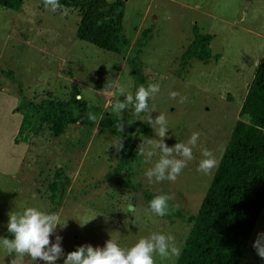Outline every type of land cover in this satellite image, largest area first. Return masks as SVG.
<instances>
[{"label": "rangeland", "instance_id": "rangeland-1", "mask_svg": "<svg viewBox=\"0 0 264 264\" xmlns=\"http://www.w3.org/2000/svg\"><path fill=\"white\" fill-rule=\"evenodd\" d=\"M123 2L122 27L129 45L120 53L78 39L80 14L72 7L63 5L67 15L62 9L45 8L44 0H23L17 10L0 7V70L12 72L22 95L33 103L43 98L67 100L76 85V98L98 106L100 113L117 114L115 121L123 122L125 135L119 139L96 124L80 123L69 125L57 137L46 129L33 135L38 121L18 110L17 85L0 73V238H14L7 231L10 212L34 207L58 214L61 226L66 224L56 229L65 256L81 245L103 248L109 239L131 248L152 233L173 235L181 248L214 171L207 175L197 171L204 158L201 148L211 150L219 160L235 122L246 120L238 116V109L264 51V0ZM144 30L148 36L134 72L132 51ZM195 32L210 35L208 47L217 59L181 60ZM116 82L133 97L141 85L160 86L149 105L155 108L153 119L159 114L167 119L168 147L187 143L194 132L200 134L194 159L175 182L149 183L145 177L160 153L157 150L147 160L137 154L138 146L147 139L158 140V129L149 124L146 114H134V104L122 114L113 110L117 100L126 99L112 87ZM171 92L179 95L172 99ZM181 98L186 99L181 102ZM77 110L71 107L73 114ZM121 141L123 148L117 151ZM58 166L64 168L68 183L50 201L47 185ZM161 194L172 196L169 214L163 217L149 208ZM130 204L135 213L128 211ZM258 233H264V205L239 264H264L253 247ZM50 241L55 242V235ZM64 258L56 264H64ZM15 260L16 254H7L0 245V264ZM175 260L156 256L155 264ZM24 264L33 262L26 257Z\"/></svg>", "mask_w": 264, "mask_h": 264}, {"label": "trees", "instance_id": "trees-1", "mask_svg": "<svg viewBox=\"0 0 264 264\" xmlns=\"http://www.w3.org/2000/svg\"><path fill=\"white\" fill-rule=\"evenodd\" d=\"M22 2L0 0V7L17 10ZM59 3L79 12L75 29L78 39L113 53H120L128 47L122 27L123 0H59ZM147 36L148 31H142L132 51L134 72L140 66L137 56ZM209 40V34L195 32L181 54V60L205 62L209 58L217 59V55L210 52ZM0 73L17 85L18 110L38 121L33 135L46 129L51 136L57 137L69 125L80 123L86 126L96 124L119 139L125 137L116 123L118 115H106L99 112L98 106L82 103L76 98L79 95L76 85L72 86L67 100L43 98L33 103L22 95L11 71L0 70ZM72 106H77L76 114L72 113ZM90 114L96 119H89ZM238 116H246V120H237L233 125L174 264L240 263L242 248L264 205V51L253 71ZM121 164L122 161L117 170ZM67 183L64 168L56 167L47 185L51 194L49 200L52 201V195Z\"/></svg>", "mask_w": 264, "mask_h": 264}, {"label": "clouds", "instance_id": "clouds-1", "mask_svg": "<svg viewBox=\"0 0 264 264\" xmlns=\"http://www.w3.org/2000/svg\"><path fill=\"white\" fill-rule=\"evenodd\" d=\"M44 6L52 12L58 9H62L64 15L68 12L59 0H44ZM112 87L116 88L121 96H126L123 102L117 100L113 104V110L116 113L122 114L129 105L134 104V114L137 116L141 113L146 114L149 124L154 129H158V140L147 139L138 146L137 154L144 156L147 160H151L157 154V150L160 153L159 159L144 173L145 177L149 183H159L164 180L175 182L183 169L194 159L193 148L197 146L200 134L194 132L187 143H176L168 147L164 142L169 129L167 119L163 114L153 119L151 113L155 112V108L149 105V100L160 92V86L149 84L145 88L141 85L134 97L130 93L126 94L125 87L119 82ZM169 95L170 98L175 99L179 93L171 92ZM185 99L181 98V102ZM89 119L95 120L96 117L90 114ZM118 128L123 131L122 121L118 124ZM148 145L151 149L147 147ZM115 147L117 151H120L123 148V142L121 141ZM201 155L204 158L200 160L197 171L205 175L210 174L218 166L219 161L207 148H201ZM170 199L172 196L167 194L157 195L150 201L149 208L157 216L168 215ZM128 211L135 213L136 209L130 204ZM58 225L61 226L58 214L45 213L34 207H28L22 213L10 212L7 231L14 238H0V245L7 254H16L14 264H24L26 257H29L33 264H36L37 260L44 261L45 264H56L61 257H65L64 264H155L156 256H159L161 260H167L172 257L178 258L181 254V248L173 235L152 233L148 237L139 239L131 248H122L116 241L109 239L103 248L93 247L91 244L81 245L65 256L62 237L56 232ZM53 235H55V242L50 241V236ZM253 247L258 256L264 258V233L257 234Z\"/></svg>", "mask_w": 264, "mask_h": 264}, {"label": "water", "instance_id": "water-1", "mask_svg": "<svg viewBox=\"0 0 264 264\" xmlns=\"http://www.w3.org/2000/svg\"><path fill=\"white\" fill-rule=\"evenodd\" d=\"M256 63H258V61H257ZM247 87H248V86H247Z\"/></svg>", "mask_w": 264, "mask_h": 264}]
</instances>
